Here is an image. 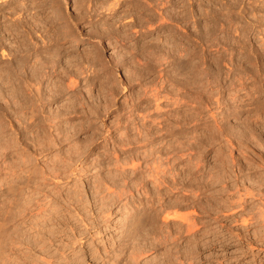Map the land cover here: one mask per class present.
I'll return each instance as SVG.
<instances>
[{
  "label": "rangeland",
  "instance_id": "1",
  "mask_svg": "<svg viewBox=\"0 0 264 264\" xmlns=\"http://www.w3.org/2000/svg\"><path fill=\"white\" fill-rule=\"evenodd\" d=\"M263 42L264 0H0V103L3 102L0 104L2 106L0 107V123H2L0 151H3L0 158L7 153L0 159V195H3L0 197V212L10 213L7 219L9 222L5 227L7 235L16 231V234L20 233L22 237V234L25 233L22 238L19 235L22 244L24 239L27 240L30 237L31 241L27 240L23 244L24 247H31L30 252L27 253L28 256L30 253L33 254L35 249L34 254L41 252L36 247L39 246L40 240V237L37 236L46 238L49 235L47 233H50V228L57 233L60 225H66L63 227L67 229L73 225L72 229L77 236L83 232V239L82 242L77 241L76 243L69 240L70 249L65 253L69 256L73 254V251L78 252L77 255L83 254L84 256L85 254L84 261H79L80 264H99V255L94 254L91 249L93 246H88L90 239H93V245L95 243L98 247H103V243L109 246L118 236L116 228L119 223H116V219L132 205H137L134 206L137 209L142 208L150 197L155 203L157 212L152 215L151 221L149 219V223L144 225L147 228H141L146 230L144 233L147 237L141 238L144 235L143 232H140L139 237L136 236V241L138 238L143 239L142 243L138 239L141 245L138 241L136 244L142 248L137 250L136 246V251L139 252H135L139 255L134 253L136 255L134 259L139 257L136 261L130 260L131 264H264V220L260 216L264 211V197H261L256 191L259 189V183L255 182L263 177L264 173L261 169L263 167L254 165L257 163L256 158L257 154L261 152V147L264 152V139L261 140L263 138L261 137L263 136L262 131L258 129L261 128V124H264L262 123L264 121H260L261 118L264 120V91L261 89V87L264 88ZM188 56L184 68H178L176 64L179 59ZM213 57H218V67H215ZM192 67H195V70ZM17 68L18 70H16ZM19 69H22L21 72ZM190 71L191 73H189ZM194 72L195 74H193ZM24 76L30 82L28 80L26 82ZM238 76L242 80L247 79L244 86L240 84L241 79ZM192 81L195 84H192ZM251 82L257 86H252L254 84ZM227 83L231 84V87L227 86ZM249 86L253 87L251 90L259 87V94H261L260 92L262 94L253 93L255 90L251 91ZM35 89L37 91H34ZM249 90L251 91L250 95ZM232 92L236 98L232 96ZM214 93L218 94L215 96ZM228 93L233 97V100L235 99L234 102ZM247 93L249 96L246 95ZM11 95H13L12 98ZM215 97L218 100H215ZM225 98L232 105L231 112L227 116L228 119L217 117L223 119L220 123L228 129L227 132L231 135L232 143L235 142L232 147L226 145L223 137L218 141L212 137L214 127L211 113L221 111ZM252 100L254 104L250 103ZM11 101L14 102L11 103ZM215 101L218 103L215 104ZM239 102L245 104L246 107L243 108L244 106ZM237 106L243 107L240 109L236 108ZM215 108L217 111H214ZM255 110L259 112L256 113L257 115H254L253 111ZM31 111L34 112L31 113ZM248 112L251 114L250 116ZM240 119L242 120L240 121ZM238 122L243 126H237L241 125L237 124ZM244 126L250 128L254 126V128L247 131V134L243 131V134L241 131L244 128L241 129V127ZM161 127L163 132L159 134L163 136L162 138L156 133L161 131L159 130ZM234 127L240 128L241 131H237L238 128L234 130ZM152 131L154 136L151 134ZM144 133L151 136H145ZM255 133H257L256 141L258 137V141L261 140L260 144L256 141L253 144ZM241 134L243 138L245 137V142H243V138L238 140ZM247 135L248 137H246ZM147 137L148 140H145ZM248 138L252 141L250 139L247 141ZM126 139L129 141L128 144H126ZM149 140L151 141L149 142ZM151 143L152 147L149 146ZM236 143L237 145H234ZM119 144H125V147ZM244 144L247 148L242 152L247 153V164L249 167L251 165L257 167L251 171L246 168L239 171L238 167L233 166L230 162L229 156L238 160L240 145L242 147ZM225 146L230 147L232 152L227 147L224 148ZM169 147L170 149H168ZM173 148L174 150H171ZM113 149L115 150L113 151ZM150 150L155 156L158 150L159 155L162 156L160 158L165 159L161 160L157 155L158 160L162 162L161 169L165 171L162 174H165L167 180L172 183L171 179L175 178L177 181L174 185L176 187L172 188L173 191L169 188L167 194H165L166 184L162 183L161 186L151 184V177L147 170L151 167H147V165L151 166L152 164L154 167V164L151 163L154 161L157 166L158 161L157 157H155L156 161L153 159L154 155ZM166 150L167 152H165ZM170 150L175 151V154L172 155ZM164 153L167 157L164 156ZM181 154H183V160L182 158L177 160L178 155ZM184 154H190L188 156L190 159L192 158L191 162H187L186 158L188 157H185ZM219 155H221L220 158ZM172 157L176 159L172 161ZM218 158L219 164L224 163L218 166L219 174L215 172ZM167 159H171V161L167 162ZM239 160L241 163L245 162L241 157ZM133 162L138 165H136L138 169H133V165H135ZM225 162L228 163L225 164ZM56 163L59 164L56 165ZM126 163L129 165L127 164V166ZM145 163H147L146 167ZM42 164L45 165L42 166ZM170 164L171 166H169ZM48 165H51L50 167L55 165V167L50 168ZM34 168L35 170H33ZM56 168L60 172L56 173ZM49 169H52V172L54 171L57 174L55 176L58 177L61 172L66 175L73 170L74 173H69L71 175L67 180L61 179L59 182L50 178L51 181H49L48 175H45V172L46 174L47 172L48 174L52 173ZM161 169L159 168V170ZM25 170L29 172L26 173ZM31 170H33L31 174L36 172V177L30 176ZM146 171L147 176H145ZM37 172L41 176L44 174L46 179L36 180L40 178ZM53 173L49 174V177H54ZM214 173L217 174L216 178L213 176ZM247 174L252 176L248 178ZM252 177L255 178V181L250 180ZM133 178L135 181L137 180V183H134ZM24 179L25 182H23ZM52 180L56 182L53 183ZM106 180L109 181L106 182ZM102 181L112 187L102 185L104 183ZM131 183H134V186ZM95 184L97 188L92 187ZM124 184L129 186L125 187ZM10 186L14 188V192L5 190ZM104 186L113 190H107ZM152 186L155 189L154 194L147 192V188ZM98 187L100 193L93 191V189L98 190ZM246 187H251L257 195L246 196L244 194ZM188 188L195 189V197H193L195 202L190 205L191 207L184 206L185 208L181 207L178 210L180 213H184V210L195 212L194 236L187 233L184 224L178 220L165 222L163 218L165 213L161 211L163 208L158 210L159 203L155 202L158 197L155 191L158 192L157 195L160 194V191L164 197L159 195L161 198L157 199L160 198L161 202L165 197L171 196L181 198V200L183 198L188 203L192 200L190 198L194 192ZM185 190L186 192H184ZM110 191H113V195ZM5 193L7 198L4 196ZM11 194L12 196L14 194V199L9 196ZM78 194L80 197L84 196V199L79 200ZM106 194L108 195L107 200L105 199L107 198ZM44 195L46 198H50L45 199V203L52 198L54 206L58 204L59 209L55 207L57 214L51 213L54 214V222H58L56 224L58 226L55 225V228L51 226L53 222L48 221L49 224L42 222L46 217L44 219L35 217L37 220L34 217L30 219L29 213L25 210L28 203H30L29 206L33 204L35 206V203L36 206L42 205ZM69 195L72 196L71 199H69ZM74 195L79 198H77L78 201L77 199L75 201ZM110 195L112 197H109ZM31 196L37 197L36 202H32ZM154 197L155 199H153ZM101 200L103 203L106 200V203L103 204ZM1 201H4L3 204ZM22 202L25 203V207ZM164 205L166 206V203ZM61 209H64L63 212H58ZM24 213H28V215L25 216ZM7 214L5 215L8 216ZM58 214L62 216V219ZM246 216L248 217L246 218ZM122 218H125V214L120 217V219ZM34 222L40 224V229L34 227L36 224ZM42 223L47 228H42ZM8 229L11 231L8 232ZM41 229L42 232L45 230L47 235L44 232L43 235L40 232ZM14 233L12 236L17 238L18 235L15 237ZM32 236L34 238H31ZM32 239L36 240L32 241ZM28 242H34L36 245L33 247V244L30 243L31 246L27 244ZM133 242L135 248V241ZM53 248L51 247L52 250ZM82 249L83 251H81ZM58 252L61 251L54 253ZM61 253H58L59 257H57L58 254H55V261L63 260L60 264H73L64 259L60 255ZM91 255L98 259L94 261L90 257ZM71 258L74 257L71 256ZM137 261L139 262L137 263ZM56 263L59 264L57 261L54 262V264ZM79 263L77 262V264Z\"/></svg>",
  "mask_w": 264,
  "mask_h": 264
},
{
  "label": "bare ground",
  "instance_id": "2",
  "mask_svg": "<svg viewBox=\"0 0 264 264\" xmlns=\"http://www.w3.org/2000/svg\"><path fill=\"white\" fill-rule=\"evenodd\" d=\"M262 42V41H261ZM262 44V43H261ZM263 44H264V42H263ZM261 47H263V46H261ZM264 49V48H263ZM186 52H187V50H185ZM192 54V53H191ZM186 55V54H185ZM193 56V55H192ZM219 56V55H218ZM189 58V56L186 58V57H184V58H180L179 59V62L176 64L177 65V67L178 68H184L183 66H185L184 64L188 61L187 59ZM178 59V58H177ZM189 60H191V59H189ZM213 61H214V64H215V67L217 66V61H218V57H213V59H212ZM22 62V61H21ZM25 63V62H24ZM187 64V63H186ZM213 64V63H212ZM24 66V65H23ZM213 66V65H212ZM20 67V66H19ZM218 67V66H217ZM21 68V67H20ZM193 68V67H192ZM195 68V67H194ZM193 68V70H195ZM235 68V67H234ZM237 68V67H236ZM28 69V68H27ZM216 69V68H215ZM238 69V68H237ZM16 70H18V68L16 69ZM20 70V69H19ZM22 70V69H21ZM21 70H20V72H21ZM33 70H34V68H33ZM179 70V69H178ZM230 70V69H229ZM36 71V70H35ZM34 71V72H35ZM212 71H213V69H212ZM242 71V70H241ZM250 71V70H249ZM12 72H14V71H12ZM17 72V71H16ZM16 72H14V73H16ZM19 72V73H20ZM33 72V71H32ZM31 72V73H32ZM33 72V73H34ZM193 72V71H192ZM232 72H233V70H232ZM253 72V71H252ZM259 72V71H258ZM18 73V72H17ZM23 73H24V71H23ZM22 73V74H23ZM189 73H191V71L189 72ZM235 73H236V71H235ZM249 73V72H248ZM261 73V72H260ZM13 74V73H12ZM22 74H20V76L22 75ZM26 74V73H25ZM28 75V78H29V72L27 73ZM193 74H195V72L193 73ZM226 74V73H225ZM234 75V74H233ZM17 76V75H16ZM19 76V75H18ZM17 76V77H18ZM23 76V75H22ZM32 76H33V74H32ZM214 76V75H213ZM251 76V75H250ZM253 76V75H252ZM16 77V78H17ZM26 76H24V78H25ZM31 77V76H30ZM190 78H191V75L189 76ZM193 77V79L195 78L194 77V75L192 76ZM211 77V76H210ZM216 77V76H215ZM214 77V80L216 81V78ZM230 77V76H229ZM21 78V77H20ZM23 77H22V79H24ZM28 78H25V80H26V82H28L29 81V79ZM188 78V77H187ZM231 78H232V76H231ZM238 78H240L239 76H238ZM22 79H20V81L22 80ZM182 79V78H181ZM189 79V78H188ZM192 79V80H193ZM209 79V78H208ZM241 79V78H240ZM239 79V80H240ZM18 80V79H17ZM28 80V81H27ZM213 80V81H214ZM242 80V79H241ZM240 80V84H242L243 86L245 85V83H246V80L247 79H245V80H242L241 81ZM256 80H258V79H256ZM23 81V80H22ZM180 81V80H179ZM184 81V80H183ZM197 81H199V80H197ZM217 81H219V80H217ZM233 81V80H232ZM232 81H231V84H232ZM234 81H235V79H234ZM237 81V80H236ZM255 81V80H254ZM30 82V81H29ZM182 82V81H181ZM210 82V81H209ZM224 82V81H223ZM239 82V81H238ZM238 82H237V84H238ZM256 82V81H255ZM259 82V81H258ZM13 83V82H12ZM18 83H20V82H18ZM175 83V82H174ZM195 84V82H193L192 81V84ZM213 83V82H212ZM211 83V84H212ZM230 83V82H229ZM229 83H227V86L229 85H231V84H229ZM252 83V82H251ZM257 83V82H256ZM260 83V82H259ZM21 84V83H20ZM30 84V83H29ZM28 84V85H29ZM176 84H177V81H176ZM175 84V85H176ZM184 84V83H183ZM182 84V85H183ZM186 84V83H185ZM214 84H215V82H214ZM219 84V83H218ZM217 84V85H218ZM240 84H238V85H240ZM252 84H254V85H252V86H257V84L255 85V83H252ZM13 85V84H12ZM27 85V84H26ZM31 85V84H30ZM174 85V84H173ZM190 85V84H189ZM234 85H236V84H234ZM248 85V84H247ZM23 86H25V85H23ZM177 86V85H176ZM179 86V85H178ZM226 86V85H225ZM226 86V87H227ZM241 86V85H240ZM242 86V87H243ZM7 87V86H6ZM6 87H3V88H6ZM9 87L10 88H12L10 85H9ZM16 87V86H15ZM19 86H17V88H18ZM210 87H211V85H210ZM231 87V86H230ZM236 87H239V86H237L236 85ZM241 87V88H242ZM247 87V86H246ZM246 87H243V88H246ZM250 87V86H249ZM260 87H261V84H260ZM32 88V87H31ZM192 88V87H191ZM248 88V87H247ZM253 88V87H252ZM251 87H250V90L252 89ZM19 89V88H18ZM18 89H16V90H18ZM24 89V88H23ZM221 89V88H220ZM231 89V88H230ZM260 88L259 87H255V89H253V90H255V92H253V93H255L256 94V92L258 93V95H261L262 94V92H260L261 94H259V90ZM261 89L264 91V88H262L261 87ZM3 90V89H2ZM11 90V89H10ZM191 90V89H190ZM194 90V89H193ZM227 90H228V87H227ZM244 90V89H243ZM248 90V89H247ZM249 90V95H250V92L251 91H253V90H251L250 91ZM20 91V90H19ZM32 91V90H31ZM34 91H37L36 89L34 90ZM192 91V90H191ZM212 91V90H211ZM216 91V90H215ZM237 91V90H236ZM236 91H235V93H236ZM18 92V91H17ZM217 92V91H216ZM227 92H229V91H227ZM13 93V92H12ZM19 93V92H18ZM17 93V94H18ZM21 93V92H20ZM34 93V92H33ZM37 93V92H36ZM158 93V92H157ZM221 93V92H220ZM230 93H231V91H230ZM233 93V92H232ZM252 93V94H253ZM11 94V93H10ZM215 94V93H214ZM218 94V93H217ZM217 94H215V96L217 95ZM227 94V93H226ZM237 94V93H236ZM251 94V95H252ZM228 95H229V93H228ZM238 95V94H237ZM246 95H248V93L246 94ZM245 95V96H246ZM248 95V96H249ZM12 96L13 95H11L10 97L12 98ZM214 96V95H213ZM232 96H234L235 97V95H234V93H233V95ZM254 96V95H253ZM9 97V96H8ZM218 97V96H217ZM217 97H215L216 99L215 100H218L217 99ZM229 97L232 99L233 97H231V95H229ZM242 97V96H241ZM255 97H257V95H255ZM14 98V97H13ZM159 98V97H158ZM224 98V97H223ZM226 98H228V97H226ZM225 98V99H226ZM236 98V97H235ZM261 98V97H260ZM9 99V98H8ZM15 99V98H14ZM231 99H230V101H231ZM239 99H241V98H239ZM259 99V98H258ZM11 100V99H10ZM13 100V99H12ZM22 100H24V99H22ZM156 100H158V99H156ZM175 100V99H174ZM223 100V99H222ZM233 100V99H232ZM235 100V99H234ZM234 100H233V102H234ZM238 100V99H237ZM261 100V99H260ZM15 101V103H16V100H14ZM14 101H11V103H13ZM17 101H18V99H17ZM20 101V100H19ZM176 101H177V99H176ZM179 101V100H178ZM251 101V100H250ZM259 101V100H258ZM262 101V100H261ZM260 101V102H261ZM10 102V101H9ZM216 102L217 101H215L214 103L216 104ZM219 103L221 102L220 100L218 101ZM217 102V103H218ZM224 103V106L221 108V111L220 112H212L210 115H211V117H212V121H213V127H214V129H213V136L212 137H214L215 138V140H219V138L220 139H222L221 137H223L224 138V142H226V145L227 146H230V147H232V144L233 143H235V142H233L232 143V140H231V135L227 132V128H225V125H223V124H221L222 122V120L223 119H221V118H224V120L227 118V116L230 114L229 112H231L230 111V109H231V107H232V105L231 104H229V101L226 99V100H224L223 101ZM237 102V101H236ZM235 102V103H236ZM244 102V101H243ZM259 102V103H260ZM3 103V102H2ZM2 103H0V104H2ZM17 103H20V102H17ZM23 103L25 104V102L23 101ZM238 103V102H237ZM237 103H236V105H237ZM240 103V102H239ZM248 103V102H247ZM251 104L253 103V100H252V102H250ZM249 103V104H250ZM256 103V105L258 104V102L256 101L255 102ZM263 103V102H262ZM22 104V103H21ZM157 104V103H156ZM240 104H242L243 105V103H240ZM250 104V105H251ZM254 104V103H253ZM261 104V103H260ZM9 105V104H8ZM160 105V104H159ZM218 105V104H217ZM220 105V104H219ZM235 105V104H234ZM239 105V104H238ZM245 105V104H244ZM243 105V106H244ZM18 106V105H17ZM20 106V105H19ZM23 106V105H22ZM194 106H195V104H194ZM240 106V105H239ZM242 106V107H243ZM259 106V105H258ZM261 106V105H260ZM0 107H2V106H0ZM3 107H4V105H3ZM25 107H26V104H25ZM155 107H158V106H155ZM193 107V106H192ZM241 107V108H242ZM246 106H244L243 108H245ZM251 107V106H250ZM254 107V106H253ZM264 107V106H263ZM22 108V107H21ZM20 108V109H21ZM234 108V107H233ZM232 108V109H233ZM236 108H240V107H236ZM236 108H234V109H236ZM240 108V109H241ZM7 109V108H6ZM26 109V108H25ZM157 109V108H156ZM160 109V108H159ZM192 109H194V107L192 108ZM216 109V108H215ZM217 109H219V107H217ZM217 109L216 110H214V111H217ZM251 109V108H250ZM256 109V108H255ZM4 110V109H3ZM35 110V109H34ZM238 110V109H237ZM260 111V110H259ZM26 112V111H25ZM25 112H23V113H25ZM32 112H34V111H31V113ZM160 112V111H159ZM158 112V113H159ZM165 112H167V111H165ZM194 112V111H193ZM233 112H235V111H233ZM237 112V111H236ZM240 112V111H239ZM253 112H255L254 113V115L256 114V113H259L257 110H255V111H253ZM36 113V112H35ZM190 113V112H189ZM188 113V114H189ZM208 113V112H207ZM244 113V112H243ZM249 113V112H248ZM160 114H161V112H160ZM167 114V113H166ZM235 114H237V113H235ZM245 115H246V113H244ZM219 115H222V116H219ZM251 114L249 113V116H250ZM253 115V114H252ZM257 115V114H256ZM2 116V115H1ZM31 116H33L32 114H31ZM148 116V115H147ZM169 116V115H168ZM221 117V118H218V117ZM237 116H239V115H237ZM155 117V116H154ZM161 117H162V115H161ZM195 117V116H194ZM248 117V115L246 116V118ZM256 117V116H255ZM260 117V116H259ZM263 117H264V115H263ZM144 118V117H143ZM149 118V117H148ZM158 118V117H157ZM189 118V117H188ZM187 118V119H188ZM251 118V117H250ZM249 118V119H250ZM253 118V117H252ZM257 118V117H256ZM255 118V119H256ZM261 118V117H260ZM140 119V118H139ZM153 119V118H152ZM161 119V118H160ZM219 119V120H218ZM228 119V118H227ZM245 119V118H244ZM243 119V120H244ZM262 119V118H261ZM260 119V121H264V120H261ZM35 120V119H34ZM157 120V119H156ZM158 120H159V118H158ZM165 120V119H164ZM169 120V119H168ZM185 120V119H184ZM237 120V119H236ZM242 119H240V121H241ZM246 120V119H245ZM251 120V119H250ZM249 120V121H250ZM254 120V119H253ZM36 121V120H35ZM181 121V120H180ZM194 121H195V119H194ZM228 121V120H227ZM255 121V120H254ZM1 122V121H0ZM37 122V121H36ZM190 122H191V120H190ZM193 122V121H192ZM221 122V123H220ZM243 123L245 122V121H242ZM251 122H253V121H251ZM147 123V122H146ZM166 123H168L167 121H166ZM171 123V122H170ZM228 123V122H227ZM240 122H238L237 124H239ZM246 123H247V120H246ZM245 123V124H246ZM250 123V122H249ZM262 123H264V122H262ZM193 124H194V122H193ZM241 124V123H240ZM251 124V123H250ZM250 124L248 125V126H250ZM254 124V123H253ZM34 125V124H33ZM36 125V124H35ZM160 125V124H159ZM185 125V124H184ZM229 125V124H228ZM231 125V124H230ZM255 125V124H254ZM264 124H261V128H262V126H263ZM168 126H169V124H168ZM234 126V125H233ZM236 126V125H235ZM237 126H243L242 124L241 125H237ZM248 126H244V127H241V129L242 128H244V129H242V131L240 130V128H238V127H236V128H238L239 130H237L235 127L233 128L234 130L236 129L237 131H241L242 133H243V131H244V133H246L247 134V131H251V128L253 127L254 128V126H252L251 128L250 127H248ZM256 126V125H255ZM259 126V125H258ZM1 127H2V123H0V130H1ZM138 127V126H137ZM172 127V126H171ZM256 128H258V127H256ZM255 128V129H256ZM261 128H258L259 130H261L262 131V135L263 136H261V137H263V138H261V140L262 139H264V127L261 129ZM140 129V128H139ZM171 129V128H170ZM233 129H232V131H233ZM255 129H254V131H255ZM257 129V130H258ZM146 130H148L147 128H146ZM145 130V131H146ZM159 130H161V131H159V132H156V131H154V132H156L157 134H159L160 132L162 133L163 131V128L161 127V129H159ZM44 131V130H43ZM158 131V130H157ZM165 131V130H164ZM171 131V130H170ZM253 131V132H254ZM144 132V131H143ZM166 132V131H165ZM168 132V131H167ZM203 132V131H202ZM240 132V133H241ZM252 132V133H253ZM255 132H257V131H255ZM146 133V132H145ZM145 133H144V135H145ZM148 133H150L149 131H148ZM238 133V132H237ZM237 133H235V134H237ZM239 133V134H240ZM243 133V134H244ZM250 133V132H249ZM248 133V134H249ZM257 133H259V131L257 132ZM257 133H255V136H254V139L257 137ZM138 134V133H137ZM140 135H141V132L139 133ZM151 134L153 135V131L151 132ZM155 134V133H154ZM156 134V135H157ZM245 134V135H246ZM147 136H148V134H146ZM145 135V136H146ZM160 135V138H162L163 136H161V134H159ZM190 135V134H189ZM211 135V134H210ZM238 135V134H237ZM236 135V136H237ZM252 135V134H251ZM149 136H151V135H149ZM148 136V137H149ZM154 136V135H153ZM153 136H152V138H153ZM240 136V135H239ZM135 137V136H134ZM141 137H142V135H141ZM141 137H139V138H141ZM148 137H147V139H145V140H148ZM198 137V136H197ZM211 137V138H212ZM246 137H248V135L246 136ZM249 137H251L252 138V136H249ZM21 138V137H20ZM126 138V137H125ZM159 138V139H160ZM213 138V139H214ZM240 139H238V140H241L242 138H243V135L241 134V137H239ZM245 138V137H244ZM243 138V142H245V139ZM44 139V138H43ZM62 139V138H61ZM128 139V138H127ZM127 139H126V144H128V142L129 141H127ZM141 139H143V138H141ZM151 139V138H150ZM236 140H237V138H235ZM250 138H248L247 139V141L249 140ZM258 139H259V137L257 138V141H256V139L253 141V144H254V142L256 141V142H259V141H261V140H259L258 141ZM5 140H7V139H5ZM45 140V139H44ZM63 140H64V137H63ZM66 140V139H65ZM152 140V139H151ZM151 140H149V142L151 141ZM155 140V139H154ZM162 140V139H161ZM179 140V139H178ZM211 140V139H210ZM237 140V141H238ZM251 140V139H250ZM2 141V140H1ZM47 141V140H46ZM153 141V140H152ZM163 141V140H162ZM212 141H214V140H212ZM223 141V140H222ZM252 141V140H251ZM121 142V141H120ZM124 142V141H123ZM141 142H143L144 143V141H142L141 140ZM147 141H145V143H146ZM179 142V141H178ZM242 142V143H243ZM15 143V142H14ZM125 143V142H124ZM177 143V142H176ZM180 143H181V141H180ZM219 143V142H218ZM221 143V142H220ZM261 142H259V144H260ZM263 143V142H262ZM21 144V143H20ZM49 144V143H48ZM138 144V143H137ZM147 144V143H146ZM168 144H170V143H168ZM179 144V143H178ZM183 144V143H182ZM4 145V144H3ZM2 145V146H3ZM119 145H122V144H119ZM118 145V146H119ZM124 145V147H125V144H123ZM122 145V146H123ZM165 145V144H164ZM223 145V144H222ZM234 145H237V143L236 144H234ZM255 145H256V143H255ZM263 145H264V143H263ZM0 146H1V144H0ZM5 146V145H4ZM8 146V145H7ZM22 146V145H21ZM51 146V145H50ZM121 146V147H122ZM149 146H151L152 147V143H151V145H149ZM180 146V145H179ZM227 146H225L224 148H226ZM46 147V146H45ZM75 147V146H74ZM73 147V148H74ZM148 147V146H147ZM150 147V148H151ZM166 147V146H165ZM164 147V148H165ZM171 147V146H170ZM170 147L168 148V149H170ZM192 147V146H191ZM219 147V146H218ZM228 148L227 147V149H229L230 151H231V148ZM72 148V147H71ZM175 148V147H174ZM174 148L173 149H171V150H174ZM223 148V147H222ZM239 148V147H238ZM245 148H247V146H246V144H244V145H242V147H241V145H240V150H239V156L241 157V159H244V163L242 162H240V160H239V158L240 157H237L238 158V160L237 159H235V157H232V156H229L230 157V162L233 164V166H237L238 167V170L239 171H241V170H244L243 168H246V170H248L249 171V169H250V171L251 170H253L254 168H257V167H254L253 165H251L250 167H249V164H247V153H245V152H242V150L244 149L245 150ZM2 149V148H1ZM5 149H7V148H5ZM69 149V148H68ZM124 149V148H123ZM158 149V148H157ZM161 149V148H160ZM159 149V150H160ZM189 149V148H188ZM187 149V150H188ZM226 149V150H227ZM16 150V149H15ZM115 149H113V151H114ZM146 150V149H145ZM163 151L165 150V149H162ZM170 150V152H172ZM175 150L177 151V149L175 148ZM179 150V149H178ZM182 151H183V149H181ZM5 151V150H4ZM37 151V150H36ZM39 151V150H38ZM151 151V150H150ZM161 151V150H160ZM180 151V150H179ZM230 151H229V153H230ZM255 151V150H254ZM1 152H3V151H0V154H2ZM76 152V151H75ZM155 152V151H154ZM159 151L157 150L156 151V156L152 153V151H151V153L154 155V160H155V157H157V155L159 156V159H161L160 157H162V156H160L159 155V153H158ZM165 152H167V150L165 151ZM170 152L168 151V153L170 154ZM181 152V151H180ZM187 152V151H186ZM191 152V151H190ZM232 152V151H231ZM259 152V151H258ZM144 153V152H143ZM146 153V152H145ZM151 153H149V154H151ZM158 153V154H157ZM173 153L175 154V151L174 152H172V155H173ZM181 153H183V152H181ZM256 153V152H255ZM5 154H7V153H5ZM5 154H3L2 156L4 157V155ZM114 154V153H113ZM117 154V153H116ZM180 154V153H179ZM228 154V153H227ZM231 155H232V153H230ZM235 154V153H234ZM248 154H250V152H248ZM253 154V153H252ZM257 154V153H256ZM115 155V154H114ZM143 155H145V154H143ZM162 155V154H161ZM188 155H190V154H187V155H185L184 154V156L185 157H188V158H186V160H187V162H191V159H190V157L188 156ZM258 155V159L256 158V164H254V165H257L258 167H263V168H261L262 169V172L264 173V152H262V147H261V152H260V154H257ZM256 155V156H257ZM59 156V155H58ZM146 156V155H145ZM164 156H166L165 155V153H164ZM170 156H171V154H170ZM220 156L221 155H219L218 157L220 158ZM2 157V158H3ZM24 157H26V156H24ZM115 157H116V155H115ZM147 157V156H146ZM167 157V156H166ZM183 157V154H181V155H178V158H177V160L179 159V158H182ZM2 158H0V159H2ZM22 158H23V156H22ZM21 158V159H22ZM112 158V157H111ZM117 158V157H116ZM143 158V157H142ZM148 158V157H147ZM170 158V157H169ZM219 158H218V161H217V169H216V171L215 172H217V174H219V172H220V170H219V165H223L222 163L221 164H219ZM222 158V157H221ZM25 159V158H24ZM59 159V158H58ZM150 159V158H149ZM164 158H162L161 160H163ZM172 159V161H174L176 158L174 157H172L171 158ZM171 159L170 160H168L167 159V162H169V161H171ZM227 159V158H226ZM253 159V158H252ZM23 160V159H22ZM51 160V159H50ZM54 160V159H53ZM52 160V161H53ZM156 160L159 162L160 160H158V157L156 158ZM155 160V161H156ZM165 160V159H164ZM182 160H183V158H182ZM7 161V160H6ZM55 161H58V160H56L55 159ZM133 161V160H132ZM195 161V160H194ZM226 161V160H225ZM228 161V160H227ZM235 161V162H234ZM253 161V160H252ZM10 162V161H9ZM20 162V161H19ZM59 162V161H58ZM139 162V161H138ZM148 162V161H147ZM157 162V166L155 165V162L153 161V162H151V163H153L154 164V167H153V165L151 164V166L149 165H147V167H151V168H147V170H148V175H149V177H151L150 178V180L152 181L151 182V184L152 183H154V185H157V186H161L162 185V183L163 184H166V189L167 190H165V194H167V193H169V188H171V190H172V188H174V187H176V186H174L176 183L175 182H177L176 181V179L175 178H172L171 180V182L172 183H170L169 182V180H167V178H166V176H165V174H162V172H165V171H162V167H161V161L158 163ZM165 162V161H164ZM224 162V161H223ZM250 162V161H249ZM26 163V162H25ZM28 163V162H27ZM39 163V162H38ZM55 163V162H54ZM149 163V162H148ZM171 163V162H170ZM197 163V162H196ZM226 163H228V162H225V164ZM11 164V163H10ZM18 164V163H17ZM53 164V163H52ZM57 164H59V163H56V165ZM62 164V163H61ZM128 163H126V165H127ZM132 164V163H131ZM133 164H135L134 162H133ZM143 164H144V162H143ZM146 164L147 163H145V167H146ZM195 164V163H194ZM193 164V165H194ZM20 165V164H19ZM45 165V164H44ZM43 164H42V166H44ZM65 165H66V163H65ZM121 165V164H120ZM124 165H125V163H124ZM129 165V164H128ZM127 165V166H128ZM136 165L137 164H135V165H133V169H138L137 167H136ZM213 165H215V164H213ZM215 165V166H216ZM228 165V164H227ZM49 166V165H48ZM51 166V165H50ZM49 166V167H50ZM59 166V165H58ZM62 166V165H61ZM117 166V165H116ZM115 166V167H116ZM138 166V165H137ZM162 166H164L163 164H162ZM169 166H171V164L169 165ZM209 166V165H208ZM230 166V165H229ZM24 167H25V165H24ZM53 167H55V165H53L52 167H50V168H53ZM57 167V166H56ZM67 167V166H66ZM65 167V168H66ZM122 167V166H121ZM143 167V166H142ZM144 167V168H145ZM232 167V166H231ZM36 168V167H35ZM35 168L33 169V170H35ZM40 168V167H39ZM46 168V167H45ZM58 168V167H57ZM57 168H56V173H58V171H59V169L61 168V167H59V169L57 170ZM69 168V167H68ZM140 168V167H139ZM159 168L161 169V170H159ZM173 168V167H172ZM222 168V167H221ZM236 168V167H235ZM62 169V168H61ZM63 169H64V166H63ZM71 169V168H70ZM123 169V168H122ZM121 169V170H122ZM195 169V168H194ZM207 169V168H206ZM27 170V169H26ZM25 170V171H26ZM33 170H31L30 171V174L31 173H33L32 171ZM41 170H43V169H41ZM46 170V169H45ZM49 170H51V172H52V169H49ZM54 170V169H53ZM163 170H164V167H163ZM171 170V169H170ZM214 170H215V168H214ZM219 170V171H218ZM229 170V169H228ZM245 170V171H246ZM4 171V170H3ZM20 171V170H19ZM39 171V170H38ZM64 171H65V169H64ZM67 171V170H66ZM80 171V170H79ZM29 172V171H28ZM27 171H26V173H28ZM35 172V171H34ZM40 172V171H39ZM39 172H37L38 174L37 175H39ZM45 172V171H44ZM54 172V171H53ZM52 172V173H53ZM60 172V171H59ZM125 172V171H124ZM133 172V171H132ZM192 172V171H191ZM223 172V171H222ZM221 172V173H222ZM235 172V171H234ZM4 173V172H3ZM40 173H43V171H41ZM52 173H49V174H52ZM55 172L53 173L54 175V177H52L51 175V177H49V174H48V172H47V174H46V172H45V175L50 179V178H54V180H58L59 182H60V180L61 179H66L67 180V178H69V175H71V174H73L74 172H73V170H71L70 172H68V174L66 173V175H65V173L63 174L62 172L60 173V177H58V176H55V174H56ZM69 173H71V174H69ZM120 173V172H119ZM35 174V175H34ZM34 174H31L30 176H35L36 177V172L34 173ZM115 174H117V173H115ZM114 174V175H115ZM130 174V173H129ZM161 174V175H160ZM209 174V173H208ZM216 173H214V177L216 178V175H217ZM250 174V173H249ZM261 174V173H260ZM7 175V174H6ZM44 174H42V176L41 175H39V179H36V180H38V181H40V179H46L44 176H43ZM57 175V174H56ZM61 175H64V176H61ZM122 175H124V174H122ZM135 175V174H134ZM168 175V174H167ZM175 175V174H174ZM221 175V174H220ZM230 175V174H229ZM111 176V175H110ZM129 176V175H128ZM138 176V175H137ZM145 176H147V171H146V175ZM226 176V175H225ZM245 176V175H244ZM250 177L252 176V175H249ZM249 176H248V174H247V177L249 178ZM256 176H258L257 174H256ZM21 177H22V175H21ZM26 177V176H25ZM109 177V176H108ZM118 177H120V176H118ZM117 177V178H118ZM125 177V176H124ZM141 177V176H140ZM148 177V178H149ZM195 177V176H194ZM228 177V176H227ZM255 177V176H254ZM264 177V176H263ZM263 177H260L259 178V176L257 177V178H259V179H257V181H255L254 179H253V177L250 179V180H252V181H255V182H257V184L259 183V185H258V187H259V189L258 190H256V191H258L259 193L258 194H260L261 195V197H264V178ZM31 178V177H30ZM105 178V177H104ZM103 178V179H104ZM132 178V177H131ZM16 179V178H15ZM23 179V178H22ZM32 179V178H31ZM113 179V178H112ZM111 179V180H112ZM116 179V178H115ZM120 179V178H119ZM134 179V178H133ZM140 179V178H139ZM145 179V178H144ZM193 179V178H192ZM202 179V178H201ZM34 180V179H33ZM54 180H52L53 181V183L54 182H56V181H54ZM123 180V179H122ZM132 180V179H131ZM179 180V179H178ZM215 180V179H214ZM222 180V179H221ZM248 180V179H247ZM6 181V180H5ZM11 181V180H10ZM22 181V180H21ZM29 181V180H28ZM42 181V180H41ZM46 181H48V180H46ZM49 181H51V179L49 180ZM107 181H109V180H106V182ZM113 181V180H112ZM134 181V183H137L136 181H135V179L133 180ZM212 181V180H211ZM249 181V180H248ZM247 181V182H248ZM14 182V181H13ZM23 182H25V179H24V181ZM33 182H35V181H33ZM97 182V181H96ZM95 182V183H96ZM102 182H104V181H102ZM116 182H117V180H116ZM119 182V181H118ZM129 182V181H128ZM132 182V181H131ZM141 182V181H140ZM139 182V183H140ZM216 182V181H215ZM251 182V181H250ZM10 183V182H9ZM8 183V184H9ZM27 183V182H26ZM38 183V182H37ZM36 183V184H37ZM46 183V182H45ZM100 183V182H99ZM123 183H126V182H123ZM134 183H131L132 185L134 184ZM145 183V182H144ZM143 183V184H144ZM147 183V182H146ZM179 183H180V181H179ZM189 183V182H188ZM254 183V182H253ZM7 184V183H6ZM29 184V183H28ZM35 184V185H36ZM96 184H98V182L96 183ZM96 184L95 185H92V187H95V188H97L96 187ZM107 184V183H106ZM105 184V182L102 184V185H105V186H110V185H106ZM109 184V183H108ZM111 184V183H110ZM128 184V183H127ZM130 184V183H129ZM150 184V183H149ZM182 184V183H181ZM197 184V183H196ZM210 184V183H209ZM214 184V183H213ZM235 184V183H234ZM3 185V184H2ZM31 185V184H30ZM34 185V184H33ZM34 185V186H35ZM89 185V184H88ZM100 185H101V183H100ZM99 185V187H101ZM124 185H126V184H124ZM145 185V184H144ZM148 185V184H147ZM153 185V184H152ZM169 187H168V186ZM173 185V186H172ZM183 185V184H182ZM201 185H203V184H201ZM20 186V185H19ZM24 186V185H23ZM104 186V187H105ZM129 185H126L125 187H128ZM131 186V185H130ZM134 186V185H133ZM188 186V185H187ZM190 186V185H189ZM212 186V185H211ZM255 186V185H254ZM99 187H98V190L97 189H93V191L95 190V192L96 191H98L99 193H100V191H99ZM108 187H105V188H107V190H109V189H111V188H108ZM110 187H112V186H110ZM137 187H138V185H137ZM142 187V186H141ZM145 187H146V185H145ZM148 187V186H147ZM156 187V186H155ZM13 188V187H12ZM11 188V186L10 187H8V189H5V190H8V191H12V192H14L13 190H14V188L12 189ZM37 188V187H36ZM49 188V187H48ZM56 188V187H55ZM90 188V187H89ZM133 188H135V187H133ZM143 188V187H142ZM181 188V187H180ZM184 188V187H183ZM198 188V187H197ZM200 188V187H199ZM11 189V190H10ZM15 189H17V188H15ZM20 189V188H19ZM29 189V188H28ZM32 189H33V187H32ZM41 189V188H40ZM75 189V188H74ZM92 189V188H91ZM137 189V188H136ZM146 189V188H145ZM148 189V191L147 192H151L150 194H154V187L152 186V187H149V188H147ZM158 189V188H157ZM189 189V188H188ZM187 189V191H192V190H194V192H193V196L190 198V200L191 201H188V203H186V201H185V199H183L182 198V200H181V198L180 199H178V198H175V197H171V196H168L167 198L165 197L163 200H162V202H161V197H164L161 193L162 192H160L159 191V195H161V197L159 196V195H157L158 194V192L157 191H155L156 192V196H158V197H160L159 199H157L156 198V200L157 201H155L156 203H159V206L160 207H158L159 209L158 210H160L161 208H163L161 211H164V213H165V215H164V221L165 222H169L170 220H172V221H174V220H178V221H180V223H183L184 224V226H185V231L187 232V233H191V234H193V236L195 235V212H188V210H184L185 212L183 213L182 211H181V209H180V211L182 212V213H180L179 212V208H181V207H187V206H190L191 204H194V202H195V199L193 198V197H195V189H189L188 190ZM246 190L244 191L245 193V195L247 196V195H250L251 197H253V196H256L255 195V193L253 192L254 190L250 187V188H248V187H246L245 188ZM39 190V189H38ZM54 190V189H53ZM71 190V189H70ZM78 190V189H77ZM111 190H113V189H111ZM150 190V191H149ZM170 190V191H171ZM181 190V189H180ZM236 190H237V188H236ZM260 190V191H259ZM7 191V192H8ZM16 191V190H15ZM47 191V190H46ZM72 191H74V190H72ZM72 191L70 192V193H72ZM91 191V190H90ZM93 191H92V193H93ZM104 191V190H103ZM129 191H130V189H129ZM145 191V190H144ZM173 191V190H172ZM6 192V191H5ZM21 192V191H20ZM26 192V191H25ZM40 192H41V190H40ZM55 192V191H54ZM68 192V191H67ZM74 192H76V191H74ZM82 192H83V190H82ZM94 192V193H95ZM106 192V191H105ZM109 192V191H108ZM111 193L113 192V191H110ZM164 192V191H163ZM184 192H186V190L184 191ZM240 192V191H239ZM238 192V193H239ZM243 192V191H242ZM10 193V192H9ZM34 193V192H33ZM69 193V194H70ZM77 193H79V192H77ZM76 193V194H77ZM97 193V192H96ZM117 194H118V192H116ZM122 193H124V192H122ZM8 194V193H7ZM40 194V193H39ZM46 194V193H45ZM73 194H75V193H73ZM82 194V193H81ZM116 194V195H117ZM135 194V193H134ZM145 194H146V191H145ZM148 194V193H147ZM189 194V193H188ZM191 194V193H190ZM80 194H78L77 196L78 197H80L79 196ZM101 195V194H100ZM112 195H113V193H112ZM112 195H110L109 197H112ZM123 195V194H122ZM185 195V194H184ZM1 196H3V195H0V197ZM4 196H6V198L8 197L7 195H6V193H5V195ZM9 196H12V194L11 195H9ZM13 196H14V194H13ZM12 196V197H13ZM48 196V195H47ZM75 196V195H74ZM103 196V195H102ZM105 196V195H104ZM108 195L106 194V196L105 197H107ZM151 196V195H150ZM154 196V195H153ZM174 196V195H173ZM191 196V195H190ZM239 196H241V195H239ZM28 197V196H27ZM32 197V196H31ZM30 197V198H31ZM44 197H45V195H44ZM53 197V196H52ZM56 197V196H55ZM69 199H71L72 198V196H70L69 195ZM77 197V198H78ZM82 197V198H81ZM81 197H80V199L79 200H81V199H84L83 197L84 196H82L81 195ZM100 197V196H99ZM114 197V196H113ZM118 197V196H117ZM177 197V196H176ZM259 197V196H258ZM11 198V197H10ZM33 198V197H32ZM37 198V197H36ZM36 198H33V201L32 202H36L35 201V199ZM60 198V197H59ZM76 196H75V201H76ZM130 198V197H129ZM239 199H240V197H238ZM244 198V197H243ZM13 199H14V197H13ZM39 199V198H38ZM41 199V198H40ZM45 199H50L49 197H45L44 199H43V202H44V200ZM54 199V198H53ZM68 199V198H67ZM68 199V200H69ZM78 199H77V201H78ZM100 199V198H99ZM102 199V198H101ZM106 200L108 199V197L107 198H105ZM110 199V198H109ZM113 199V198H112ZM124 199H126V198H124ZM153 199H155V197L153 198ZM167 199V200H166ZM245 199V198H244ZM243 199V200H244ZM262 199V198H261ZM2 200V199H1ZM27 200V199H26ZM30 200V199H29ZM37 200V199H36ZM51 200H52V198H51ZM51 200H47L48 202H44L43 204L42 203H40V204H42V205H38V206H36V203H35V206H34V204L33 205H28V204H30V203H28L27 204V201H26V207H25V203H23L24 204V206L23 207H25V210H27L26 212H28L29 213V215H30V219L31 218H33L34 217V219H36L35 217H37L38 219L39 218H43L44 219V217H46L44 220L45 221H42L43 223L44 222H47L48 223V221L49 222H53L52 223V225L51 226H55L58 222H54V214H51L52 212L53 213H55V215L57 214V211H56V208H58L59 209V207H57L58 206V204H57V206H54L55 204H54V201L52 202ZM73 200V199H72ZM106 200H104V203H106ZM260 200V199H259ZM263 200H264V198H263ZM4 201H6V200H4ZM4 201H1L2 202V204H3V202ZM31 201H29V202H31ZM41 201V200H40ZM40 201H38V202H40ZM46 201V200H45ZM60 201V200H59ZM62 201V200H61ZM74 201V200H73ZM74 201V202H75ZM146 201V200H145ZM197 201V200H196ZM238 201V200H237ZM245 201V200H244ZM243 201V202H244ZM248 201V200H247ZM10 202V201H9ZM12 202V201H11ZM10 202V203H11ZM37 202V203H38ZM42 202V201H41ZM70 202V201H69ZM80 202V201H79ZM83 202V201H82ZM101 202L103 203V201L101 200ZM119 202V201H118ZM122 202H124L123 200H122ZM133 202V201H132ZM184 202H185V204H184ZM217 202V201H216ZM16 203V202H15ZM85 203V202H84ZM103 203V204H104ZM121 203V202H120ZM131 203V202H130ZM143 203V202H142ZM141 203V204H142ZM164 203H166V206L164 205ZM262 203H263V201H262ZM17 204V203H16ZM119 204V203H118ZM134 204V203H133ZM168 204V205H167ZM264 204V203H263ZM7 205V204H6ZM13 205V204H12ZM100 205V204H99ZM102 205V204H101ZM100 205V206H101ZM11 206V205H10ZM21 206V205H20ZM34 206V207H33ZM119 206V205H118ZM124 206H127V204H124ZM123 206V209L125 208ZM135 206V205H134ZM133 205H132V207H128L129 209H125V212H124V214H125V218L123 219V222H121L122 221V219H120V217H122V215H124V214H122L120 217H118L116 220H117V222L116 223H119V226H118V228H116V230L118 231L117 233V239H115V241L114 242H112V243H110V245L108 246V244L107 245H105L104 243L102 244V245H104L103 247H102V249H101V247L99 246L98 247V245H96L95 243H94V245H93V239H90V243H88V246L90 245V246H93V247H91V249H93V252H94V254L95 253H97L98 255V257H99V259H100V263H102V264H121V263H123V262H125V263H127V264H129V262H130V260L131 261H133V260H137V258L139 257L138 255H139V253H136V252H139V251H136V246H137V250H141V248H140V246L138 247V245H136L137 244V241H138V239H140V238H138L137 239V241H136V236H138L139 234H140V232H145L144 230H142V229H144L145 228V224L148 222L149 223V221H151V217H152V215H154L157 211H156V208H155V203L150 199V197L148 198V200L144 203V205H143V207L142 208H139V209H137V208H135ZM241 206V205H240ZM1 207V206H0ZM56 207V208H55ZM122 207V206H121ZM184 207V208H185ZM191 207V206H190ZM225 207V206H224ZM239 207V206H238ZM22 208V207H21ZM61 208V207H60ZM104 208V207H103ZM13 209V208H12ZM17 209V208H16ZM122 209V213H123V210ZM187 209V208H186ZM228 209V208H227ZM239 209V208H238ZM245 209V208H244ZM260 209H261V207H260ZM7 210V209H6ZM25 210H23L22 209V211H24L25 212ZM64 210V209H63ZM63 210L61 209V211H58V212H63ZM191 210V209H190ZM262 210H263V208H262ZM10 211V210H9ZM19 211V210H18ZM67 211V210H66ZM102 211V210H101ZM108 211V210H107ZM118 211H120V210H118ZM187 211V212H186ZM257 211V210H256ZM261 211V210H260ZM260 211H259V213H260ZM3 212H7V211H3ZM3 212H0V264H22V263H24V262H27L28 264L31 262L32 264H54V262H58L59 264H60V262H62L63 260H61L60 262H59V260H54V257H55V254H58V253H61L62 251V253L60 254L64 259H66V260H68V261H70L71 263H73V264H75V262H76V264H77V262L79 263V261L81 262V261H84V257H85V254H84V256H83V254H81L80 252V254L81 255H77L78 254V252H75V251H73V254L71 255V256H73L74 258H71V256H69V254H67V253H65L68 249H70V244L71 243H69V240H72V242L73 243H76L77 241H80V242H82V239H83V237H82V235H83V232H81L80 234H79V232H78V234L80 235V237H78L76 234H75V232L73 231V229H72V226L73 225H71V227H68V229L67 228H64L63 226H66V225H64V224H62L63 226H59L58 228H59V231L56 233L55 231H53V230H50L49 229V231H50V233L48 232V229H47V234H49V235H47L44 231L45 230H43V232L47 235L46 236V238H43L42 236H37V235H34V236H37V237H40V240H39V246H36L38 249H40V251L41 252H37L36 254H34L35 253V250H34V253L33 254H31L30 253V255H28L27 256V253H29L30 251V248H28V247H24L23 246V244L28 240V241H31L30 240V237H29V239H27V240H23V244H22V242H21V239H19V235H20V233H19V235H18V233L16 234V231H15V233L14 234H16L15 235V237L18 235V239L17 238H14L13 236V233H9L8 235H7V230H6V224L9 222H7V219H8V217H9V214H7V213H5V214H7L8 216H6L5 214H3ZM20 212V211H19ZM30 212H33L32 214L30 213ZM121 212V211H120ZM12 213V212H11ZM18 213V212H17ZM28 213H24L25 214V216L26 215H28ZM106 213V212H105ZM163 213V214H164ZM77 214V213H76ZM161 214V213H160ZM162 214V215H163ZM47 215H49V216H47ZM59 215V214H58ZM247 215H249L248 213H247ZM257 215H258V213H257ZM19 216V215H18ZM24 216V217H25ZM59 216H61V215H59ZM64 216H65V214H64ZM252 216V215H251ZM260 216H262L263 217V219L262 220H264V211L263 212H261V215ZM21 217V216H20ZM22 217H23V214H22ZM58 217V216H57ZM79 217V216H78ZM124 217V216H123ZM155 217V216H154ZM153 217V218H154ZM248 216H246V218H247ZM257 217V216H256ZM56 218V217H55ZM245 218V219H246ZM10 219V218H9ZM12 219H13V217H12ZM11 219V220H12ZM26 219V218H25ZM43 219H41V220H43ZM59 219V218H58ZM61 219H62V216H61ZM65 219V218H64ZM63 219V220H64ZM85 219V218H84ZM150 219V220H149ZM244 219V221H246ZM10 220V221H11ZM37 220V219H36ZM72 220V219H71ZM149 220V221H148ZM243 220V219H242ZM249 220V219H248ZM30 221V220H29ZM31 221H33V220H31ZM30 221V222H31ZM35 221V220H34ZM39 222H40V220H38ZM56 221H57V219H56ZM121 223H120V222ZM24 222V221H23ZM28 222V221H27ZM63 222V221H62ZM65 222V221H64ZM77 222V221H76ZM33 223V222H32ZM34 223H36L35 224V226H34V224H33V226L37 229V227L39 228L40 227V224H38L37 222H34ZM42 223V224H43ZM80 223V222H79ZM92 223V222H91ZM12 224V223H11ZM19 224V223H18ZM49 224V223H48ZM60 224V223H59ZM66 224V223H65ZM84 224H86V223H84ZM165 224V223H164ZM39 225V226H38ZM75 225V224H74ZM12 227H14V225H11ZM17 226V225H16ZM32 226V225H31ZM46 226V225H45ZM44 226V224H43V227L42 228H44L45 227ZM56 226H58V225H56ZM55 226V227H56ZM70 226V225H69ZM147 226V225H146ZM157 226V225H156ZM160 226V225H159ZM173 226V225H172ZM178 226V225H177ZM176 226V227H177ZM10 227V226H9ZM11 227V229H13ZM52 227V228H53ZM54 227V228H55ZM16 229H17V227H15ZM30 228V227H29ZM34 228V229H35ZM45 228H47V227H45ZM57 228V229H58ZM142 228V229H141ZM147 228V227H146ZM145 228V229H146ZM157 228V227H156ZM156 228H154V229H156ZM10 229V228H9ZM8 229V232L9 231H11V230H9ZM40 229V228H39ZM77 229V228H76ZM161 229V228H160ZM167 229V228H166ZM13 230H15V229H13ZM151 230V229H150ZM22 231V230H21ZM20 231V232H21ZM39 231V230H38ZM153 231V230H152ZM169 231V230H168ZM179 231V230H178ZM23 232V231H22ZM41 233H43L42 232V229H41V231H40ZM39 232V235L41 234ZM150 232V231H149ZM177 232V231H176ZM35 233H37V232H35ZM44 233H43V235H44ZM146 233V232H145ZM144 233V235H142L141 236V238L143 237H147L146 236V234ZM11 234V235H10ZM22 234V233H21ZM25 234V233H24ZM24 234H22V237H23V235ZM191 234H189V235H191ZM13 235V236H12ZM153 235V234H152ZM151 235V236H152ZM174 235V234H173ZM8 236H10L9 238H8ZM34 236H32L31 238H34ZM93 236V235H92ZM140 236V235H139ZM138 236V237H139ZM20 237H21V235H20ZM21 237V238H22ZM25 238V237H24ZM27 238H28V236H27ZM36 238V237H35ZM161 238V237H160ZM33 240H36V239H32V241ZM92 240V241H91ZM141 240H143V239H140V243H142L141 242ZM166 240V239H165ZM133 241H135V248H134V242ZM71 242V241H70ZM85 242H87V241H85ZM164 242V241H163ZM31 243V242H30ZM29 242L27 243V244H29V245H31V244H33V247H34V245H36V244H34V242H32L31 244H30ZM72 243V245H74ZM97 243V242H96ZM138 243H139V241H138ZM139 243V244H140ZM144 243V242H143ZM131 244H133V245H131ZM87 245V244H86ZM141 245V244H140ZM143 245V244H142ZM32 246V245H31ZM40 247V248H39ZM51 247H54L53 248V250L51 249ZM89 248V247H88ZM32 250V249H31ZM79 250V249H78ZM33 251V250H32ZM57 252V251H61V252H58V253H54V252ZM81 251H83V249L81 250ZM88 251H90V250H88ZM136 251V252H135ZM71 252V251H70ZM134 253H136V254H138L137 256V258L136 259H134L135 257L134 256H136V255H134ZM141 253V252H140ZM92 254V253H91ZM141 255V254H140ZM57 256V255H56ZM57 257H59V254H58V256ZM90 257H92V255L90 256ZM98 257H96L95 258V256L94 257H92V259H94V261H96L97 259H98ZM56 258V257H55ZM65 260V261H66ZM125 260V261H124ZM68 261H67V263H68ZM86 261V260H85ZM139 261H137V263H138ZM30 263V264H31ZM64 263V262H63ZM96 263V262H95ZM97 263H99V262H97ZM99 263V264H100ZM57 264V263H56ZM66 264V263H65ZM70 264V263H69ZM80 264V263H79ZM94 264V263H93ZM130 264H131V262H130ZM134 264V263H133ZM182 264V263H181Z\"/></svg>",
  "mask_w": 264,
  "mask_h": 264
}]
</instances>
